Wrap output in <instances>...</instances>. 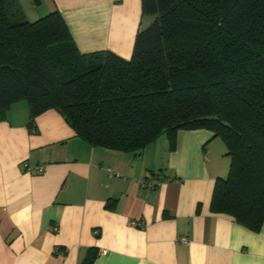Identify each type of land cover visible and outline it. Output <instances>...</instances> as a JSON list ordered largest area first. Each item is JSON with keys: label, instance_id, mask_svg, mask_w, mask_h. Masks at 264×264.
<instances>
[{"label": "trees", "instance_id": "obj_1", "mask_svg": "<svg viewBox=\"0 0 264 264\" xmlns=\"http://www.w3.org/2000/svg\"><path fill=\"white\" fill-rule=\"evenodd\" d=\"M141 6L125 59L109 50L81 53L57 10L29 21L17 0H0V119L25 101L34 132V119L54 109L84 142L133 154L163 134L173 148L178 130H208L229 158L210 209L258 231L264 0H141ZM96 255L89 248L82 264Z\"/></svg>", "mask_w": 264, "mask_h": 264}, {"label": "crops", "instance_id": "obj_2", "mask_svg": "<svg viewBox=\"0 0 264 264\" xmlns=\"http://www.w3.org/2000/svg\"><path fill=\"white\" fill-rule=\"evenodd\" d=\"M17 1L29 21L57 10L81 53L132 54L141 0ZM20 102L0 119V264H82L92 247L91 264H264V223L252 231L210 209L227 166L210 131L119 152L84 142L54 109L30 130ZM152 173L162 180L146 193Z\"/></svg>", "mask_w": 264, "mask_h": 264}, {"label": "built area", "instance_id": "obj_3", "mask_svg": "<svg viewBox=\"0 0 264 264\" xmlns=\"http://www.w3.org/2000/svg\"><path fill=\"white\" fill-rule=\"evenodd\" d=\"M37 171H41L42 170V166H38L36 167ZM107 173L109 176H113L114 175V171L111 170V169H107ZM161 177L159 175H153V174H150L148 176H146L145 178L141 179L139 181V186L145 190L146 193L154 190L157 186L160 185L161 183ZM136 224V222L134 223ZM54 229H56V227H54ZM181 242L183 243H187L188 240L185 239V238H181L180 239Z\"/></svg>", "mask_w": 264, "mask_h": 264}, {"label": "rangeland", "instance_id": "obj_4", "mask_svg": "<svg viewBox=\"0 0 264 264\" xmlns=\"http://www.w3.org/2000/svg\"><path fill=\"white\" fill-rule=\"evenodd\" d=\"M145 22H148L146 19L143 21V24H145ZM20 103H25V105H27V103L25 101H21ZM19 105V104H17ZM21 105V104H20ZM218 139H221L218 137ZM164 140H168L167 137L163 134V135H160L158 138H157V141L158 142H164ZM217 141H222V140H217ZM224 158H226L225 160V166L227 164V166L225 167V171H224V176L225 177L228 173V168H229V159H228V156H223ZM153 175H156V173H153Z\"/></svg>", "mask_w": 264, "mask_h": 264}]
</instances>
